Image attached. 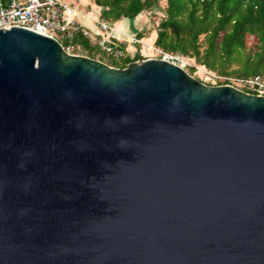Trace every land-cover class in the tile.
I'll list each match as a JSON object with an SVG mask.
<instances>
[{"label": "water", "instance_id": "1", "mask_svg": "<svg viewBox=\"0 0 264 264\" xmlns=\"http://www.w3.org/2000/svg\"><path fill=\"white\" fill-rule=\"evenodd\" d=\"M0 264H264V96L1 28Z\"/></svg>", "mask_w": 264, "mask_h": 264}, {"label": "trees", "instance_id": "2", "mask_svg": "<svg viewBox=\"0 0 264 264\" xmlns=\"http://www.w3.org/2000/svg\"><path fill=\"white\" fill-rule=\"evenodd\" d=\"M100 9L99 20L110 25L122 20H134L143 12L160 13L152 45L163 53L179 55L192 60L215 76L223 77L217 85L229 84L230 79H264V0H91ZM162 5L160 8L159 5ZM156 12H153L152 15ZM158 16V15H157ZM144 31L135 37L146 40ZM202 39L200 40V37ZM249 39V47L246 45ZM86 53L94 59L96 52L81 34H74L71 41L60 42ZM97 48V47H96ZM123 50V49H122ZM124 51V50H123ZM125 52V51H124ZM106 63L123 69L140 57L124 54L116 59L111 56ZM192 76L195 67L186 69ZM241 90L249 93L244 88Z\"/></svg>", "mask_w": 264, "mask_h": 264}, {"label": "built area", "instance_id": "3", "mask_svg": "<svg viewBox=\"0 0 264 264\" xmlns=\"http://www.w3.org/2000/svg\"><path fill=\"white\" fill-rule=\"evenodd\" d=\"M82 15L76 4L68 5L61 0H0V29L24 28L52 37L59 43L71 41L74 34L79 33L92 45L96 46L99 51L115 59L122 58L124 51L120 46L121 42L111 38L114 31L113 27L109 23L97 20L95 25L99 34L95 35L77 21V17ZM130 41L135 45L144 46L148 53L158 50L153 45L142 43L135 36L131 37ZM64 50L72 54L74 48L68 45ZM157 52L159 53L157 59L178 66L182 64V58L179 55L163 53L160 50ZM138 54L139 59L142 60L141 53ZM233 80L237 86L236 89L241 90V88H244L249 92L248 94L264 96V79L252 77ZM226 85L231 86L230 84Z\"/></svg>", "mask_w": 264, "mask_h": 264}, {"label": "rangeland", "instance_id": "4", "mask_svg": "<svg viewBox=\"0 0 264 264\" xmlns=\"http://www.w3.org/2000/svg\"><path fill=\"white\" fill-rule=\"evenodd\" d=\"M61 1H64L66 2L68 5H71V4H76L78 6V11L82 12V13H85L86 11L91 12L92 14L95 13V9H93L91 6H89L88 4V1L89 0H61ZM90 3L92 4L91 0H90ZM162 5L164 4H160L159 7L161 8ZM153 12H156L155 14L157 15H152ZM153 12H143L141 14V18H140V25H144V32H145V36H149L148 34L150 32H152L155 28V25L158 21V17L160 16V13L157 11V10H153ZM130 29V27H129ZM150 37V36H149ZM152 38V37H150ZM202 39V36L200 37V40ZM246 45L247 47H249L250 43H249V39H246ZM137 51L141 53L142 55V59L143 60H146V59H157L158 58V52L159 50L157 51H154L153 53H148L145 49L144 46H141V45H135ZM144 47V48H143ZM96 52L93 53V57H94V60H97V61H102V62H107L108 60H110L105 53L99 51L96 47ZM72 54L74 55H79V56H85L86 57V53L85 52H82L80 51L79 49L77 48H74V50L71 52ZM116 60V59H115ZM181 63L182 64H179L183 67V69L186 71V69H188L189 67H195V72L192 74V77L197 79L198 81H200L201 83L207 85V86H216L217 83L221 82L223 80V77H218V76H215L213 73L211 72H207L203 67H200V66H197V65H194L193 61L192 60H189V59H182L181 60ZM230 85L233 86L234 88H237V86L234 84V80L233 79H230Z\"/></svg>", "mask_w": 264, "mask_h": 264}, {"label": "crops", "instance_id": "5", "mask_svg": "<svg viewBox=\"0 0 264 264\" xmlns=\"http://www.w3.org/2000/svg\"><path fill=\"white\" fill-rule=\"evenodd\" d=\"M88 3L89 6L95 9V13H90L92 9L90 10V12H81L83 15L78 16L77 21H79L91 33L96 35L99 34L98 29H96L95 23L97 20H99L100 9L91 4L90 0L88 1ZM140 18L141 14L134 20L122 19L111 25L114 30L111 34V38L121 42L120 46L125 51L124 54L128 55L129 57H132L137 52L135 44L130 41L131 37L135 36L137 32L146 30L144 29V25H140ZM150 37L146 40H141L142 43L152 45L154 34L152 33Z\"/></svg>", "mask_w": 264, "mask_h": 264}, {"label": "bare ground", "instance_id": "6", "mask_svg": "<svg viewBox=\"0 0 264 264\" xmlns=\"http://www.w3.org/2000/svg\"><path fill=\"white\" fill-rule=\"evenodd\" d=\"M180 67H182L181 65H179Z\"/></svg>", "mask_w": 264, "mask_h": 264}]
</instances>
